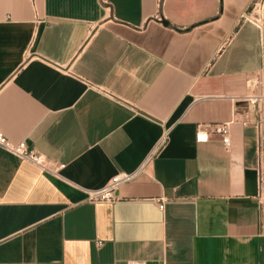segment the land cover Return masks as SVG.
<instances>
[{
    "label": "crops",
    "instance_id": "0c3cea01",
    "mask_svg": "<svg viewBox=\"0 0 264 264\" xmlns=\"http://www.w3.org/2000/svg\"><path fill=\"white\" fill-rule=\"evenodd\" d=\"M252 4L0 0V130L63 164L0 147V264H264L254 128L232 124L228 149L207 128L196 140L198 124L254 118L230 100L264 64ZM165 128L114 202L87 200Z\"/></svg>",
    "mask_w": 264,
    "mask_h": 264
},
{
    "label": "built area",
    "instance_id": "2783aa9c",
    "mask_svg": "<svg viewBox=\"0 0 264 264\" xmlns=\"http://www.w3.org/2000/svg\"><path fill=\"white\" fill-rule=\"evenodd\" d=\"M253 9L258 15L264 8V0H253ZM256 21V20H255ZM247 93L243 96L231 97L234 103L243 102L247 107L253 109L254 118L251 122L245 118L240 119L236 112H233L230 119L221 122H213L207 125L198 124L196 129V140H207L208 135L206 129L218 135L221 138L223 146L228 149L230 147V126L234 123L241 122L244 125L251 124L255 131L254 142V170L256 175V194L255 200L260 211V226L264 230V64L257 72H252L246 76ZM168 129H164L163 134L156 142L151 152L146 156L140 166L132 172H118L112 176L108 182L101 188L89 190L87 192V200L90 202L107 201L114 202L117 199L115 191L123 184L134 180L140 172L147 166L157 155L161 147L166 143ZM0 147L24 160L40 170L58 174L63 164L49 159L45 154L30 148L25 140L17 143L10 141L0 130ZM164 198H161L158 206L163 209ZM125 264H138L135 260H128Z\"/></svg>",
    "mask_w": 264,
    "mask_h": 264
},
{
    "label": "rangeland",
    "instance_id": "374dc122",
    "mask_svg": "<svg viewBox=\"0 0 264 264\" xmlns=\"http://www.w3.org/2000/svg\"><path fill=\"white\" fill-rule=\"evenodd\" d=\"M253 7H254V6L251 5L250 11H252Z\"/></svg>",
    "mask_w": 264,
    "mask_h": 264
}]
</instances>
